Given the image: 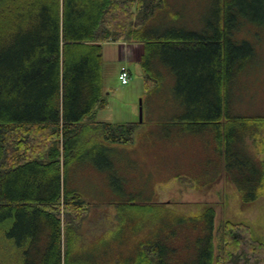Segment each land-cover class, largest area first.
<instances>
[{
  "label": "trees",
  "instance_id": "obj_1",
  "mask_svg": "<svg viewBox=\"0 0 264 264\" xmlns=\"http://www.w3.org/2000/svg\"><path fill=\"white\" fill-rule=\"evenodd\" d=\"M165 5V0H0V225L16 219L7 234L27 246L23 264L89 263L71 251L91 204L67 186L71 167L77 166L72 156L87 154V145L77 142L95 130L107 143L134 144L144 123L96 121L98 110L107 103L103 73L107 42L144 44L147 91L158 85L153 70L159 58L168 67L178 66V89L187 103V116L213 133L217 153L224 156L227 176L237 185L243 203L264 194V160L247 142L264 133V115L234 112L227 96L231 74L242 73L255 56L249 39L264 25V1L211 0L202 27L168 21L151 28ZM194 66L195 75L188 79ZM33 147L43 151L47 147V164L31 160L32 153L25 159ZM12 149H17L18 157ZM46 170L48 186L37 183ZM32 198L45 203H22ZM204 212L208 224L203 229L210 241L201 264H264V243L254 239L247 224L226 221L215 231V208ZM40 224L45 225L42 234ZM41 240H46L47 249L35 251ZM171 249L149 243L132 264H172Z\"/></svg>",
  "mask_w": 264,
  "mask_h": 264
},
{
  "label": "rangeland",
  "instance_id": "obj_2",
  "mask_svg": "<svg viewBox=\"0 0 264 264\" xmlns=\"http://www.w3.org/2000/svg\"><path fill=\"white\" fill-rule=\"evenodd\" d=\"M165 4L151 28L168 21L202 27L210 15L211 0H165ZM257 31L249 39L255 56L242 73L231 74L227 96L234 112L264 115V25ZM119 45L120 56L105 60V112L111 113L112 122L140 121L142 106L144 123L134 144H114L112 150L97 146L85 160L80 153L72 156V163L76 159L80 164L92 158L95 168L81 167L76 179L71 169L68 181L76 182L85 202H96L77 228L80 237L73 242L74 256L86 264H132L139 261L143 246L160 243L173 247L172 264H201L210 241L208 230L203 229L208 220L202 218L207 207L216 210L215 231L226 221L244 222L254 229V239L264 243V194L243 203L237 185L227 176L224 156L217 153L213 133L187 116V103L178 89L179 67H168L159 58L153 70L158 85L147 91L145 68L128 60L125 41ZM123 65L132 71L128 84L119 80ZM195 71L194 66L188 79ZM263 139L264 133L247 142L264 160ZM63 142L60 139L58 144ZM148 204L156 206H144ZM6 227L0 226V264H12L15 255ZM201 239L202 245L197 244Z\"/></svg>",
  "mask_w": 264,
  "mask_h": 264
},
{
  "label": "crops",
  "instance_id": "obj_3",
  "mask_svg": "<svg viewBox=\"0 0 264 264\" xmlns=\"http://www.w3.org/2000/svg\"><path fill=\"white\" fill-rule=\"evenodd\" d=\"M119 43L120 42H107V43L104 44V65H103L104 82H105V79H106L105 68H104L105 60L108 59L107 56H109V55H110L109 57L111 59H115L116 58L115 54H118V56H120V54L118 52L120 51L122 53V51H121L122 48L120 47ZM126 43H127V45L125 47V52L127 54L128 60L130 62H133V61H136V63L140 62L141 65H142V57H143V54L145 52L144 44L141 43V42H136V41H133V42H127L126 41ZM123 67H127V69L129 70L130 76L132 77L131 69L128 67V65H123L120 68V71H119V80H120V73H121ZM128 83H129V81H128ZM128 83H126V84H128ZM104 93H105V96H106L105 86H104ZM107 94H109V91L107 92ZM106 106L102 107V108H100L98 110L97 118H96L97 123H117V122H112L113 120L110 118L111 117L110 116L111 113H106L105 112ZM125 121L132 122V121H128V120H125ZM133 122H134V120H133ZM122 123H126V122H122ZM40 130H42V127H40ZM77 145H80V146L87 145L86 150H87V154H88L90 151H94V149L97 146H101L103 148H106L107 150H112L114 148V146L122 145V144L114 145V143H107L104 140L103 136L101 135L100 131L90 130V131L87 132L86 136H84V135L82 136L81 140H79V142H77ZM30 153H32L31 154V160H39L41 163H46V164L49 161V157L47 155L48 154L47 147H46V150L44 152L41 151L38 148H32V150L30 152L28 151V154L25 153V159H27V157H28V155H30ZM62 153H63V151H62ZM14 154L16 155V157H18L17 149H12V155H14ZM87 154L83 155L82 160H85V156ZM81 167L85 168L84 171H88L91 168H95L94 165H92V158L88 159L87 161H84L83 164L82 163L81 164L77 163V166L71 167V169H72V171L74 173V179H76L75 178V174L77 173V171H79V169L81 170ZM47 172L48 171L46 170L44 175H41V179L42 180H38L37 181L38 184L45 183V185H47V182H48V179H49V174H50L49 172L48 173ZM61 175H62V181H61L62 182V195H64V191H65V181H64L65 170H64V156H63V154H62V157H61ZM35 183H36V181H35ZM38 184H36V185H38ZM67 186L69 188H74V189H76L78 191H82V190H80L79 186L76 184L75 181H73L72 183H70V181H68ZM86 201L88 203H96L94 200H90V199L86 200ZM28 202L36 203V204H40V203L44 204L45 203L44 201H40V200H37V199H34V198L30 199V201H22V203H28ZM15 221H16V219L12 218V219H9V220L5 221L1 225H3V226L7 225V227H6L7 229H9L11 227L13 229V227L15 225ZM252 222H254V220ZM40 227H41L40 234H42L43 228L45 227V225L42 226V224H40ZM249 227L252 228L251 225ZM251 231H252V233L254 235V229L253 228L251 229ZM46 234H47V232H46ZM63 237H64V232H63ZM42 239H43V237H42ZM10 241L12 242V251L15 253L14 257L12 258V264H23L25 262V260H26V254L24 252L27 251V246L24 247V246L20 245L19 242H18L17 237L15 235H13V234H12V238L10 239ZM46 249H47L46 240L45 241L41 240V242L39 243V247L37 249H35V251L38 250V251L43 252ZM65 249H66V247L64 245V240H63V244H62L63 253H65Z\"/></svg>",
  "mask_w": 264,
  "mask_h": 264
},
{
  "label": "built area",
  "instance_id": "obj_4",
  "mask_svg": "<svg viewBox=\"0 0 264 264\" xmlns=\"http://www.w3.org/2000/svg\"><path fill=\"white\" fill-rule=\"evenodd\" d=\"M129 78H130L129 70L127 69V67H123V68H122V71H121V73H120V80H121L124 84H126V83H128Z\"/></svg>",
  "mask_w": 264,
  "mask_h": 264
},
{
  "label": "water",
  "instance_id": "obj_5",
  "mask_svg": "<svg viewBox=\"0 0 264 264\" xmlns=\"http://www.w3.org/2000/svg\"><path fill=\"white\" fill-rule=\"evenodd\" d=\"M141 105H142V99H141ZM140 111H141V120L140 121H143V108H142V106L140 108Z\"/></svg>",
  "mask_w": 264,
  "mask_h": 264
}]
</instances>
